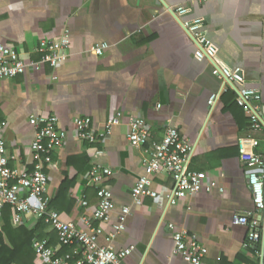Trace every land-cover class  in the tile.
<instances>
[{"label":"crops","instance_id":"crops-1","mask_svg":"<svg viewBox=\"0 0 264 264\" xmlns=\"http://www.w3.org/2000/svg\"><path fill=\"white\" fill-rule=\"evenodd\" d=\"M180 5L190 9L182 20H204L202 31L217 47V61L242 69L244 83L238 88L260 94L256 104L262 130H252L235 90L227 88L214 106L209 105L223 82L213 75L210 61L196 59L195 42L172 14ZM65 30L71 39L66 62L0 81V122L7 123L0 137L15 157L11 166L33 169L36 129L30 118L56 116L66 140L45 167L50 206L55 201L51 208L82 231L89 224L103 228L101 245L116 250L134 246L122 264H189L174 253L170 225L198 235L208 250L202 264H264V211L254 204L248 180L252 169L246 163L253 155L264 156V0H0V44L15 48L26 62L40 60L41 40H56ZM97 43L110 48L95 55L91 50ZM118 113L123 118L105 140L87 143L77 138L74 119L90 118L93 130L101 132ZM131 115L146 121L153 142H161L168 127L177 128L195 148L190 168L205 172L224 192L201 191L169 205L174 180L156 175L152 188L158 198L133 202L132 191L145 174L150 145H130ZM95 166L110 170L96 185L89 178ZM66 185L68 193L60 196ZM97 187L113 193L115 209L109 223L93 220ZM124 206L131 208L126 229L107 242ZM5 209L0 213V240L10 245V232L3 230ZM9 214L5 228L32 231L37 224L32 218L15 223L11 207ZM246 214L258 222L262 235L252 245L249 228L234 222L235 216ZM43 235L33 240L32 264H51L38 253L36 242L46 241L57 256L77 249L62 246L49 226Z\"/></svg>","mask_w":264,"mask_h":264},{"label":"built area","instance_id":"built-area-1","mask_svg":"<svg viewBox=\"0 0 264 264\" xmlns=\"http://www.w3.org/2000/svg\"><path fill=\"white\" fill-rule=\"evenodd\" d=\"M189 12L190 9L183 5L176 6L172 10L177 20H182ZM203 23L202 18L181 21V25L197 46L196 59L200 62L210 61L213 65V75L223 82L222 90L210 98L209 105L214 106L220 99L222 91L227 88L235 90L236 102L246 111L252 130H262L260 106L256 104L261 101L260 94L245 87L238 88V85L244 83L242 69L228 68L217 61L218 49L203 33ZM70 46V34L68 30H65L56 40H41L38 45L40 60L26 62L15 48L0 44V81L12 80L30 71H38L44 65L56 69L59 64L69 59ZM109 48L110 45L107 43H97L91 52L102 56ZM53 79L56 80L57 77ZM122 118V113L110 118L101 132L93 130L90 118L74 119L73 128L80 141L96 143L110 136L112 129L120 124ZM30 124L36 129L31 143L34 161L32 170L11 166L15 157L10 155L5 140L0 137V213L6 206H10L14 211L13 220L17 224H22L29 218L37 222L43 219L57 233L58 241L62 246L77 247L71 254L57 256L46 246V241L36 242L35 248L38 253L50 260L51 264H122V261L132 254L134 246L116 250L110 244L101 245L99 240L104 235L103 228L89 224L88 230L82 231L75 224L64 222L60 213L50 207V200L47 197L49 176L45 172V167L52 163L53 152L65 144L66 137L59 128L56 116L39 118L33 116L30 118ZM6 126V122H0V134L4 132ZM129 126L128 140L131 146L139 148L150 145L149 151L147 150L149 157L144 162L145 174L139 178L132 191L133 202L141 204L144 198H158V193L152 188L153 177L156 175H166L174 180V187L168 196L169 205H175L188 195H197L201 191L224 192L215 180H208L205 172H197L190 168L195 148L189 140L182 137L177 128L168 127L162 141L153 142L146 121L142 117L131 115ZM253 144L256 146L257 142L253 141ZM246 163L252 169L248 180L254 204L257 211L263 212L264 156L253 155L247 159ZM105 175H110L109 169L95 166L89 173V178L96 185L103 181ZM97 196L99 204L93 214V220L109 223L115 209L113 193L109 189L97 187ZM83 205H87V202L85 201ZM130 214V207L124 206L121 209L117 222L112 225L111 233L106 236L107 242H111L116 235L126 229ZM234 222L249 228L250 245L261 239L262 235L258 231L259 224L251 218V214L235 216ZM169 227L175 232L174 253L181 255L189 264H202L208 255V250L200 242L198 235L187 230L176 231L173 225Z\"/></svg>","mask_w":264,"mask_h":264},{"label":"trees","instance_id":"trees-1","mask_svg":"<svg viewBox=\"0 0 264 264\" xmlns=\"http://www.w3.org/2000/svg\"><path fill=\"white\" fill-rule=\"evenodd\" d=\"M240 107V106H239ZM70 184L68 183V186ZM68 186H62L59 195L68 193ZM55 201L51 203L50 207H53ZM6 225L5 231H9L11 238H9L10 245L5 241L0 240V264H32L34 258L33 240L35 237H39L41 240L45 238L43 231L48 228V224L43 219L38 220L35 228L30 231L28 228L20 227L19 229L5 228L9 227L10 223V206H6ZM15 238V239H14ZM13 240V242H11Z\"/></svg>","mask_w":264,"mask_h":264},{"label":"water","instance_id":"water-1","mask_svg":"<svg viewBox=\"0 0 264 264\" xmlns=\"http://www.w3.org/2000/svg\"><path fill=\"white\" fill-rule=\"evenodd\" d=\"M161 1H164V0H161ZM178 21L181 23L182 20L180 19V20H178ZM228 83H229V82H228ZM229 85L232 86L231 83H229ZM263 113H264V112H263ZM259 115H260V117H261V119H262L261 113H260Z\"/></svg>","mask_w":264,"mask_h":264}]
</instances>
